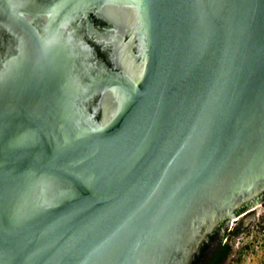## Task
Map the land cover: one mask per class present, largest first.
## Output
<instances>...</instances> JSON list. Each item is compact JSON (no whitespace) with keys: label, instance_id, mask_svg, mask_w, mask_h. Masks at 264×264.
<instances>
[{"label":"water","instance_id":"95a60500","mask_svg":"<svg viewBox=\"0 0 264 264\" xmlns=\"http://www.w3.org/2000/svg\"><path fill=\"white\" fill-rule=\"evenodd\" d=\"M264 195V0H0V264H192Z\"/></svg>","mask_w":264,"mask_h":264},{"label":"rangeland","instance_id":"374dc122","mask_svg":"<svg viewBox=\"0 0 264 264\" xmlns=\"http://www.w3.org/2000/svg\"><path fill=\"white\" fill-rule=\"evenodd\" d=\"M238 225L241 232L230 239L234 252L226 264H264V200L229 222L232 229Z\"/></svg>","mask_w":264,"mask_h":264},{"label":"trees","instance_id":"16d2710c","mask_svg":"<svg viewBox=\"0 0 264 264\" xmlns=\"http://www.w3.org/2000/svg\"><path fill=\"white\" fill-rule=\"evenodd\" d=\"M243 209L246 208H242L241 211H244ZM218 231L210 236L208 242H205L192 264H221L223 260L233 254V246L230 239L241 232V226L238 225L236 228L232 229L228 225L223 235H219ZM215 239H218V242L215 244V248H212V242Z\"/></svg>","mask_w":264,"mask_h":264},{"label":"flooded vegetation","instance_id":"af4514ba","mask_svg":"<svg viewBox=\"0 0 264 264\" xmlns=\"http://www.w3.org/2000/svg\"><path fill=\"white\" fill-rule=\"evenodd\" d=\"M259 201H262V200H264V195H262L259 199H258ZM246 209H243L244 211H241L242 213H244L245 211H247V210H249L250 208H247V207H245ZM241 213V214H242ZM240 214V215H241ZM228 225H226L225 224V226L224 227H222V228H220L219 229V231H218V234L219 235H223L224 234V232H225V228L227 227ZM218 242V239H215L213 242H212V248L215 246V244ZM215 248V247H214ZM213 250V249H212ZM211 250V251H212ZM233 252H234V249H233ZM232 257V255H230L227 259H225V260H223L222 261V263L221 264H226L228 261H229V259Z\"/></svg>","mask_w":264,"mask_h":264}]
</instances>
